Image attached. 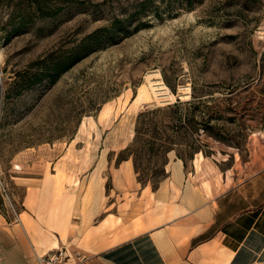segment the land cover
Wrapping results in <instances>:
<instances>
[{"label":"rangeland","instance_id":"rangeland-1","mask_svg":"<svg viewBox=\"0 0 264 264\" xmlns=\"http://www.w3.org/2000/svg\"><path fill=\"white\" fill-rule=\"evenodd\" d=\"M150 75L174 97L157 99ZM257 137L264 0H0V219L48 244L35 259L58 237L85 255L68 242L85 177L111 190L130 159L154 187L201 152L209 173L240 170Z\"/></svg>","mask_w":264,"mask_h":264},{"label":"crops","instance_id":"crops-1","mask_svg":"<svg viewBox=\"0 0 264 264\" xmlns=\"http://www.w3.org/2000/svg\"><path fill=\"white\" fill-rule=\"evenodd\" d=\"M256 141L264 142L252 140L240 170L209 173L205 158L190 167L174 158L152 187L129 159L111 190L103 175L85 177L92 188L69 211L68 242L83 249L84 264H264V146ZM4 223L0 264H35L48 244L29 240L17 223L5 231ZM57 239L49 244L62 246Z\"/></svg>","mask_w":264,"mask_h":264},{"label":"built area","instance_id":"built-area-1","mask_svg":"<svg viewBox=\"0 0 264 264\" xmlns=\"http://www.w3.org/2000/svg\"><path fill=\"white\" fill-rule=\"evenodd\" d=\"M5 189V187H3ZM86 256L76 249L55 247L38 253L35 264H84Z\"/></svg>","mask_w":264,"mask_h":264},{"label":"trees","instance_id":"trees-1","mask_svg":"<svg viewBox=\"0 0 264 264\" xmlns=\"http://www.w3.org/2000/svg\"><path fill=\"white\" fill-rule=\"evenodd\" d=\"M105 31V30H104ZM102 32V29H100V30H98V31H96L95 32V34H92V35H89L87 38H86V40H84V42H82V43H80V45H78L77 46V48L74 50V52H73V54H72V56H71V58H73V62L74 63H76V62H78L81 58H82V56L84 55V50H86V48H90V47H93V46H95L96 45V43H98V37H97V35L99 34V33H101ZM89 40H92L91 41V43H88V45H86V43H87V41H89ZM88 53V52H87ZM87 53H85V54H87ZM64 61H61L60 63H58L57 64V66H56V68L58 69V68H61V70L63 69L64 70ZM182 102L181 101H178L176 104H175V106L176 105H179V104H181ZM184 159V158H183ZM135 167H136V169H138L137 168V163L135 162ZM138 180L140 181V182H142V179L140 178V177H138ZM154 187H156V186H154ZM8 221H10L9 219H8Z\"/></svg>","mask_w":264,"mask_h":264},{"label":"bare ground","instance_id":"bare-ground-1","mask_svg":"<svg viewBox=\"0 0 264 264\" xmlns=\"http://www.w3.org/2000/svg\"><path fill=\"white\" fill-rule=\"evenodd\" d=\"M155 75H158L159 74H155ZM152 75H150L148 77V82H149V86L151 88V91L152 93L155 95V97L157 99H172L174 96L169 94L168 92V87L165 85V83L159 79L158 81H154L152 78H151ZM146 94V90L144 89L140 95H139V99H142ZM199 159L203 158L204 155L201 153H199ZM198 163V162H197ZM55 246H57V243L55 244Z\"/></svg>","mask_w":264,"mask_h":264}]
</instances>
